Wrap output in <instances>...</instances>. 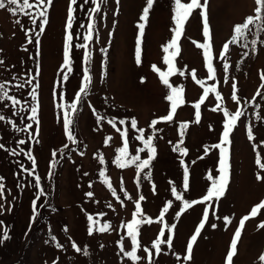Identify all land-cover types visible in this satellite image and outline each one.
I'll list each match as a JSON object with an SVG mask.
<instances>
[{
	"label": "rangeland",
	"instance_id": "1",
	"mask_svg": "<svg viewBox=\"0 0 264 264\" xmlns=\"http://www.w3.org/2000/svg\"><path fill=\"white\" fill-rule=\"evenodd\" d=\"M98 2L100 11L93 14L96 26L88 45L92 84L88 96L78 105L73 125L75 144L68 141L64 133L63 113L79 90L84 50L74 48L71 51L72 72L67 73L62 64L69 0H53L48 13L49 22L40 35L39 50L35 43L39 21L33 25L26 15L18 13L13 16L7 6L0 9V61H3L0 63V84L8 89L9 96L20 101L13 106L11 100H0V116L4 117L0 120V144L4 145L0 148V177L4 183L3 197L0 198V204L4 206L0 214V238L5 229L9 236L0 243V264H133L130 258L119 252L117 241L124 237L125 250H131L130 238L121 223L132 219L135 202L141 195L145 197L140 201L144 217L152 221L160 217L168 201L172 204L162 222L140 226L137 255L141 260L137 264H148V254L143 251L145 247L152 253L153 264H226L231 239L240 219L264 201V180L256 179L257 173L264 176V170L255 162L259 153L264 163V80L261 78L264 74V14L258 34H254L255 26L250 25L246 41L230 44L226 53L229 68L225 72L219 53L223 44L231 39L236 24L243 23L248 16L255 18L256 0H208L210 59L215 70V78L209 79L203 49L193 43L204 42L201 10L193 11L178 41L179 52L173 58L174 68L185 74L173 72L167 77L173 87L182 89L180 99L183 103L179 104L171 121H162L160 118L171 110V101L166 98L171 89L163 84L160 74L152 66L156 65L163 73L169 70L163 62L165 53L162 46L170 41L173 34V0H155L142 38L140 64L136 63L135 42L137 23L146 0ZM199 3L203 5L204 0H199ZM73 7L72 44L76 45L83 43L89 10L95 5L92 0H87V3L77 0ZM17 20L21 23L17 24ZM81 24L85 27L81 28ZM29 29H35L29 33L32 43H28L29 37L25 35V30ZM252 40L257 41L255 52ZM244 43L247 47L243 46ZM172 51L170 49L168 55ZM245 52L247 56H244ZM193 69L196 70L195 78ZM64 74L68 75L67 81L63 80ZM225 77L228 82H225ZM29 80L32 82L28 83ZM233 80L237 84L239 103L231 98ZM21 84L23 87H19ZM213 86L221 99L217 100L216 92L210 91L201 103L200 121L196 123L194 104L200 102L205 88ZM33 87H36L35 102L30 95ZM58 93L63 94V99ZM33 103L38 109V133L36 122L28 119L31 115L28 109ZM217 105L220 110L212 111ZM237 109L243 115L237 120L230 137L227 190L219 201L213 202L206 227L194 242L191 259L185 261L187 243L195 234L206 204L194 205L176 219V213L183 204L173 197L172 184L188 201L199 200L206 194L211 184L207 177L218 175L219 150L212 149L205 155L204 148L219 142L224 110L235 114ZM97 115L103 117L99 125ZM113 118L116 128L121 131L128 129L129 155H135L138 148L144 147L141 141L134 139L139 133L132 129L131 119H136L137 128L144 129L145 139L153 135V128L149 127L151 122L158 121L152 141L156 155L149 166L150 180L144 178L149 169H144L137 177L135 165L125 168L116 165V150L123 143L120 133L109 123ZM119 120H124L125 124L120 125ZM182 122H188L183 130ZM29 123L32 128L25 131ZM249 128L254 137L252 140L248 138ZM30 134L34 139H29ZM107 137L111 139L106 144ZM181 137L183 143L179 147L187 149V155L183 156L179 151H173ZM20 140L26 143L19 145ZM12 150L19 155H10ZM29 150L36 161L32 176L21 170V165L29 171L33 169V163L27 157ZM54 151L57 163L52 166ZM140 157L147 159V150L140 153ZM181 160L189 171V190L186 192L182 187L184 170ZM101 170L105 172L103 177L100 176ZM36 176L40 177L39 188L35 186ZM109 184L116 191V196L112 195ZM41 191L43 195L36 201L37 213L33 219L32 202ZM88 192L93 196L88 197ZM125 192L132 199H127ZM108 204L112 208H108ZM212 211H215V216L211 215ZM99 213L105 215L100 216ZM88 215L101 223H110L112 227L106 232L95 231L89 235ZM226 216L232 221L227 228L223 220ZM212 223L217 224L216 229L211 228ZM261 223H264V208L245 222L232 264H264L260 259L264 255V227H259ZM172 224L176 225L175 229L171 233L166 229L162 237L166 240L171 234L172 246L161 245V254L157 255L152 243L161 227ZM52 236L56 237L55 241ZM73 243L81 249L80 252L75 251ZM56 244L61 247L57 248Z\"/></svg>",
	"mask_w": 264,
	"mask_h": 264
},
{
	"label": "snow or ice",
	"instance_id": "2",
	"mask_svg": "<svg viewBox=\"0 0 264 264\" xmlns=\"http://www.w3.org/2000/svg\"><path fill=\"white\" fill-rule=\"evenodd\" d=\"M53 0H0V9H5L7 6V10L13 15H17L18 13L26 15L30 18L31 23L33 25H37V21H39L38 28L39 31L36 32L35 34V43L37 45V49L39 50V45H40V35L44 33L45 27L49 22V9L52 5ZM77 0H69L68 8H67V19H66V24H65V35L63 37V64L62 68L67 69V73L72 72V65H71V56L70 53L74 48H79L83 49V76H82V81L79 87V90L75 93L74 99L71 101L70 104L67 105L68 110L63 113V130L64 133L67 137V140L72 142L73 144L77 143L73 125L75 123V116L78 112V105L79 103L89 94V88L92 84V76L90 74V60H91V51L88 48V45L90 41L93 38V33L95 31V26L96 22L94 19L93 14L97 13L100 11V3L98 0H92V4L95 5V7H92L89 10V16H88V23L86 25L87 31L83 34L82 40L83 43L81 44H76L73 45L72 41L74 39L73 33H72V28H73V20L75 19L74 17V7ZM102 2V0H101ZM85 3H87V0H85ZM155 0H146V5L142 9V13L139 16V22L137 23V28H138V35L136 37V47H135V53H136V63L140 64L141 63V45H142V38L144 35V31L149 19V14L150 10L154 7ZM257 5H259L256 9V16L255 18L253 16H248L244 20L243 23L241 24H236L234 26V33L231 36V39L223 44V49L220 51L219 56L220 59L224 61L223 63V69L225 72H227L229 68V64L227 62V57L226 53L229 50L230 44H236L238 42L246 41V33L251 31L250 25H254L256 27V33L258 34L260 31V25L256 24V20L261 19V12L262 9H264V0H256ZM207 6H208V0H204L203 5L199 3V0H190L188 3L182 2V0H173V8L172 12L173 15L171 17L172 21L174 22V27L171 29L172 35L170 38V41L162 46V51L165 53L163 56V62L168 66V72L163 73L160 71V69L156 66L153 65V70L158 72L160 74V79L163 82L164 85H166L169 89H171V94H169L166 98L167 100L171 101V110L168 112V114L164 117H161L160 120L162 121H171L173 119V114L176 112L177 107L179 104L183 103V101L180 99V94L182 89L179 87H173V85L169 82V79L167 78L168 76H171L173 72H178L179 75H184L185 73L183 71H179L178 69H175L173 66V58L176 57V55L179 52V47H178V41L180 40L183 32H184V26L185 22L189 19V17L193 14V11L195 9H200V16L202 17V22H203V30H202V35L204 38L203 43H198L196 41H193L195 46L199 49H203V57L204 61L207 65V73H208V78L209 79H214L215 78V70L213 68V64L210 59V28H209V22H208V17L206 14L207 11ZM17 24H20L21 22L19 20L16 21ZM81 28H84L85 25L81 24ZM35 31V29H29L25 30V35L28 38V43H32V39L29 35L30 32ZM77 36H79V33H76ZM111 36V33L109 34ZM257 41L252 40L251 44L253 45V52L256 51L255 45ZM244 47H247V44H243ZM173 50L171 52V55H168L169 51ZM103 51V50H102ZM248 53L245 52L244 56H247ZM0 63H3V61H0ZM196 75V70H192V76L195 78ZM262 80H264V74L261 76ZM63 80L67 81L68 80V75L64 74L63 75ZM28 83H31L32 81L29 80L27 81ZM225 82H228V78L225 77ZM198 83H201L198 81ZM19 87H23V85H19ZM231 87L233 89L232 93V100L239 103L237 95H236V90H237V84L233 80L231 82ZM216 92L215 87L213 86L211 89L205 88L204 89V95L200 97V102H197L194 104L195 109L197 110L195 113V122L199 123L200 121V107L201 103L204 101L205 96L210 92ZM259 90L257 91V95H259ZM33 102L36 101V87H33L32 92L30 93ZM61 99H63V94L58 93ZM8 99L12 101L13 106L16 104H19L20 101L16 100L14 97L9 96L8 94V89L5 88L4 84H0V100ZM216 99L220 100V93L216 92ZM255 97H253V100ZM91 107V105H89ZM24 109H21L23 111ZM31 113V115L28 117L29 120L36 122L37 124V133L39 129V121L37 117V105L35 103L32 104L30 109H28ZM212 111H218L220 110V106L217 105V107L211 109ZM93 112L95 114V110L93 109ZM14 115L18 113H13ZM243 115V112L239 109H237L235 114L229 113L227 110H224V121H223V130L222 133L220 134L219 137V142L213 145H208L204 148V154L207 155L210 150L212 149H218L219 150V160H218V167L216 169V172L218 173L217 176L213 177L211 174L207 177L211 181L210 186L207 188L206 194H204L199 200H192L188 201L185 200L182 193L177 189L175 184H172L171 187V193L175 200L177 201H182L183 206L180 208V210L176 213V219L180 218L181 215L186 211V209L192 208L194 205L197 204H206V206L203 209V217L199 221L198 226L195 228V234L191 236L187 243V255L183 257L185 261L191 259V253L193 250L194 242L197 241L198 237L200 236L202 230L206 227V224L209 220L210 217V211L209 209L212 207V204L214 201H219L221 197L224 196L227 186L229 184L230 180V144H231V134L233 133V130L236 126L237 120ZM4 117L0 116V120H3ZM97 124L101 122L103 117H100L97 115ZM257 119H260L259 116H257ZM109 123L112 124L114 128H116V121L115 118L113 120L109 121ZM158 123L157 120H153L149 127L153 128V135L147 136L145 139L144 137V129L137 128V121L135 118L131 119V127L133 130L139 133V135L135 136L134 139L141 141L144 145V147H140L136 150L135 155H129V147H130V140L128 136V129L124 128L123 131H121L120 128H116V131L120 133V136L122 138V143L123 146L117 148V157L115 160L116 165L119 168H125L129 165H135L136 167V174L137 177H139L140 173L144 169H149L151 161L155 158L156 155V149L153 146V139L155 136V125ZM120 125H124L125 121L124 120H119ZM188 122H182L181 123V129H185L187 127ZM32 128V124L29 123L25 126V131L28 129ZM211 129V126H210ZM248 138L250 140L254 139L252 135V130L251 128L248 129ZM29 139H34V137L30 134ZM111 139V137L105 138V143L107 144L108 141ZM26 142L24 140L18 141L19 145H23ZM183 143V138L181 137V140L178 142L176 146L173 147V151H179L180 154L187 155V149L185 148H180L179 144ZM65 148L68 147L67 144L64 145ZM0 148H4L3 144H0ZM147 150L148 152V157L147 159H141L140 153L144 152ZM21 152H23V149H21ZM10 155H19L15 150L10 151ZM82 154V153H81ZM61 157H63L64 153L61 151L60 153ZM57 156V153L54 151L52 153L53 160L51 161V165L54 166L57 161L55 157ZM27 157L29 160L32 161L33 163V169L29 171L28 169H25L23 165H21V170L24 172H27L29 176H32L35 172V164L36 161L34 160L31 150L27 153ZM201 159L203 157H200ZM100 162L103 163V158L100 159ZM256 164L264 170V163L261 162L260 155L257 153V158H256ZM195 163V161H193ZM181 166L183 167V190L186 192L189 190V171L187 165H185L184 160L180 161ZM87 175V173H85ZM105 172L103 170L100 171V176H104ZM145 179H151V171L149 169V172L145 175ZM256 179L259 180H264V176L260 175L257 173ZM107 183V181H105ZM138 183V181H137ZM20 185H18L19 187ZM35 186L37 188L40 187V177L36 176L35 177ZM92 185L90 184L89 187ZM109 188L111 189V185L109 184ZM3 189H4V183H3V177H0V198L3 197ZM112 190V195L116 196V191L114 189ZM121 190L123 191V185L121 184ZM43 195V192H39L36 198L32 202V208H33V219L36 216L37 213V203L36 201L40 199V196ZM88 197H92L93 193L88 192L86 193ZM125 197L127 199H132L131 196L128 195L127 192L124 193ZM119 199V197H117ZM145 197L143 195L139 196V199L135 202V211L132 214V219L127 222H122L121 227L126 229V235L127 237L130 238L131 241V250L126 251L124 247V237H121L120 240L117 241V245L119 248V252L123 254L124 257L130 258L133 264H137L138 261L141 260V257L137 255V252L140 248V244L138 241V235H139V228L142 224L144 223H160L163 220V217L165 213L168 212L169 206L172 204V201H168L166 206L163 208V210L160 212V217L156 221H152L151 218H145L144 214L141 209V203L140 201H143ZM123 202H121L122 204ZM40 207H44V205H40ZM108 208H112L111 204L107 205ZM4 206L0 204V214L3 212ZM264 208V201L261 203L255 205L250 214L242 217L239 221V225L235 230V233L231 239V244L230 248L227 252L226 256V264H232V258L236 254L237 250V244L238 240L241 236L242 229L244 228L245 222L250 219V217H255L258 214V210ZM11 211V208L8 209ZM98 215L103 216L105 215L104 213H99ZM212 216H215L216 213L215 211L211 212ZM139 217V218H138ZM219 219V217H217ZM87 220L89 221V226H88V234L92 235L95 231L98 232H106L108 231L112 225L110 223H101V221L94 219L92 215L87 216ZM224 224L225 227L232 222L229 217H224ZM2 223V222H0ZM176 225L172 224L170 227L168 225H165L164 227L160 228L159 234L156 237V239L152 243V248L155 250V253L157 255L161 254V245L167 244L169 248L172 246V240L173 236L169 234L167 236V239H162L165 235V230L167 229L168 233H171L173 229H175ZM259 227H264V223H261ZM212 229L217 228V224L212 223L211 224ZM9 238L8 232L5 229L3 233V237L0 238V243H3ZM51 239L53 241L56 240L55 236H52ZM57 248H60V244H56ZM72 247L75 249L76 252H80L81 249L75 244H72ZM145 253L148 254V264H153V258H152V253L151 251L145 247L143 249ZM86 252V249H85ZM179 258V257H178ZM260 259L264 261V255H261ZM55 264V262H54Z\"/></svg>",
	"mask_w": 264,
	"mask_h": 264
},
{
	"label": "trees",
	"instance_id": "3",
	"mask_svg": "<svg viewBox=\"0 0 264 264\" xmlns=\"http://www.w3.org/2000/svg\"><path fill=\"white\" fill-rule=\"evenodd\" d=\"M258 6H259V5H257V3H256V8H257ZM263 14H264V9H262V12H261V19H262ZM261 19H260V20H256V24H259V25H260V23H261ZM255 31H256V27H255Z\"/></svg>",
	"mask_w": 264,
	"mask_h": 264
}]
</instances>
